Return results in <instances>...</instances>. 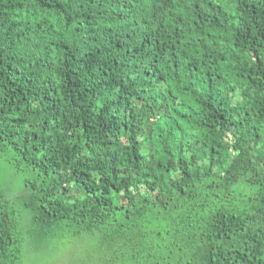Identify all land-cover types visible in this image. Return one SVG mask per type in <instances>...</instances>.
<instances>
[{
  "label": "trees",
  "instance_id": "obj_1",
  "mask_svg": "<svg viewBox=\"0 0 264 264\" xmlns=\"http://www.w3.org/2000/svg\"><path fill=\"white\" fill-rule=\"evenodd\" d=\"M0 157L87 264H264V0H0Z\"/></svg>",
  "mask_w": 264,
  "mask_h": 264
},
{
  "label": "rangeland",
  "instance_id": "obj_2",
  "mask_svg": "<svg viewBox=\"0 0 264 264\" xmlns=\"http://www.w3.org/2000/svg\"><path fill=\"white\" fill-rule=\"evenodd\" d=\"M0 186L6 199L17 209L20 230L23 235V259L25 264H87V253H91L94 243L89 239H77V250H69L70 245L54 238L40 236L33 231L29 211L23 208L20 194L24 186L23 176L0 157ZM72 251V253L67 252Z\"/></svg>",
  "mask_w": 264,
  "mask_h": 264
}]
</instances>
